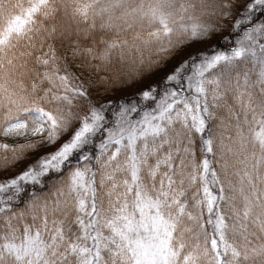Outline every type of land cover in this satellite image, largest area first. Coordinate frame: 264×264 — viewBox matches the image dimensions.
<instances>
[{
	"label": "snow or ice",
	"instance_id": "obj_1",
	"mask_svg": "<svg viewBox=\"0 0 264 264\" xmlns=\"http://www.w3.org/2000/svg\"><path fill=\"white\" fill-rule=\"evenodd\" d=\"M0 137V264H264V0H0Z\"/></svg>",
	"mask_w": 264,
	"mask_h": 264
},
{
	"label": "trees",
	"instance_id": "obj_2",
	"mask_svg": "<svg viewBox=\"0 0 264 264\" xmlns=\"http://www.w3.org/2000/svg\"><path fill=\"white\" fill-rule=\"evenodd\" d=\"M243 2V0H241ZM221 34V32H219ZM222 35V34H221ZM227 36V34H224ZM233 36H229L231 38ZM217 48L219 50L223 49L222 42L220 40L216 41ZM173 60L167 62L165 66H167L169 63H171ZM162 68V67H161ZM160 68V69H161ZM159 69V70H160ZM75 70V69H74ZM159 70L153 72V73H146L142 79L135 81L131 84L126 83L124 80H117L113 78L112 80H109L107 83H101V78L105 77V73H88L86 74V80L88 81V84L86 86L90 87L91 93H92V99L96 103H104L102 99L104 97L111 98L112 104H111V111L109 113V119H112V112L118 111L120 104H131L133 102L137 103L141 108L146 107L150 102L142 101V99L139 96V93L137 92V87L140 85H144L145 81L152 75L157 73ZM147 84V83H146ZM145 84V85H146ZM162 84L163 82H154L152 86H157L158 90L162 93ZM105 104V103H104ZM136 114H133V117H135ZM31 157L28 156L27 159H30ZM32 160V158L30 159ZM24 160L17 162L14 166L8 167L6 170H0V172L3 171H10L14 167H17L18 164H23ZM31 188V186H27Z\"/></svg>",
	"mask_w": 264,
	"mask_h": 264
},
{
	"label": "rangeland",
	"instance_id": "obj_3",
	"mask_svg": "<svg viewBox=\"0 0 264 264\" xmlns=\"http://www.w3.org/2000/svg\"><path fill=\"white\" fill-rule=\"evenodd\" d=\"M230 33V27L228 29H225L224 31L221 32V34L218 32L216 33L211 39H209L207 42L205 43H195L193 44L191 47L184 49L183 51H181L177 57L175 59H173V61L171 63H169L167 66H163L157 73L152 74L146 81L144 85H140L137 87V92L140 93V91H142L143 89L147 88L149 85H152L154 82H163V77L169 73L172 68L174 66H176L181 59L185 58L187 55L189 54H196L199 51H203L205 49H215V50H219V48H217V44L216 41L220 40L222 42V46L223 49L222 50H227L230 45L232 43H234L235 40V36L229 38L228 40H225L224 34H227V36ZM164 90V84H162V92ZM102 101L107 104L109 101H112L111 98H107L104 97L102 99ZM154 106V105H153ZM135 118V117H134ZM24 140L23 138H13V137H0V143H7L10 145H15L18 143H23ZM100 141L99 139H97L96 143L98 144ZM57 147V145H53L51 147H44L41 148L37 151L31 152L28 156H30L32 158V160L30 159H24V163L23 164H18L17 167H14L12 170L10 171H3L0 172V180H4L7 178H12L15 177L16 175H18L22 170H24L29 164H31L32 162H34L36 159H38L40 156L44 155L47 152H51L54 151L55 148ZM3 155H8L9 157H11V153H4V152H0V156Z\"/></svg>",
	"mask_w": 264,
	"mask_h": 264
}]
</instances>
